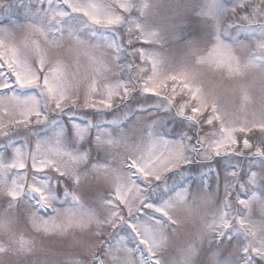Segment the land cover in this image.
Listing matches in <instances>:
<instances>
[{
  "label": "snow or ice",
  "instance_id": "obj_1",
  "mask_svg": "<svg viewBox=\"0 0 264 264\" xmlns=\"http://www.w3.org/2000/svg\"><path fill=\"white\" fill-rule=\"evenodd\" d=\"M208 14L211 41H185L176 67L146 47L180 40L178 26L166 35L153 23L149 0H27L15 19H0V264H195L206 242L233 239L230 203L185 232L202 195L162 187L195 158H264V0H219ZM153 107L183 118L174 131L187 121L194 134L169 137L161 119H144ZM113 109L138 138L89 127V113ZM60 120L68 144L74 129L108 158L70 150ZM237 170L229 176L241 188L256 182V172L241 180ZM65 179L73 187L61 200L55 185ZM93 181L102 187L86 200L81 189ZM48 238L61 249H47ZM232 256L264 264V249L248 244Z\"/></svg>",
  "mask_w": 264,
  "mask_h": 264
},
{
  "label": "rangeland",
  "instance_id": "obj_2",
  "mask_svg": "<svg viewBox=\"0 0 264 264\" xmlns=\"http://www.w3.org/2000/svg\"><path fill=\"white\" fill-rule=\"evenodd\" d=\"M27 0H7V3L0 7V19L11 17L15 19L14 14H19V6L21 3H26ZM153 4L152 21L158 26L165 29V34L171 33L175 27H179L180 40L173 41L167 39L162 47L157 45H147L150 50H156L168 60L170 67L178 66L179 60L184 54V43L190 41L199 46L207 45L213 37V20L209 16V12L213 11L219 0H149ZM149 104L157 103V101H149ZM113 114H105L104 117L96 119L91 113L88 114L89 127H93V121L96 124L111 125L113 128H119V131L127 129L130 139L138 138L136 131L131 127V124L123 126L125 117L120 119L115 118V109L109 110ZM80 121L84 120V114L77 113ZM130 115V113H129ZM145 120L155 123L157 118L163 121L162 129L168 133L171 138L178 139L181 135L187 134L192 136L194 131L190 122H185V126L179 131L176 129V120L183 119L157 113L156 108H151L148 112L142 113ZM61 131L63 133L62 140L73 151H90L93 162H104L108 157L106 153L100 149L93 139L91 145L85 143L88 135L85 134L84 140L75 137V130H72L74 146L68 144V129L64 128V121L60 120ZM48 128H42L41 133L47 132ZM195 131H199L196 129ZM93 137L95 136V128L92 130ZM25 136L23 130L19 131L16 139H21ZM11 143V141H8ZM3 144L0 143V148ZM3 155V153H0ZM238 168L241 180L245 179L248 172H256L258 174L256 182L247 184L245 188L240 187V182L237 178H230L229 173ZM57 195L63 199L64 192L71 190L72 182L65 179L55 185ZM102 186L95 181L88 183L81 189L82 195L86 200H91L100 190ZM172 191L178 189H187L190 197L191 194H200L201 202L199 208L194 213V219L185 226V232L194 231L201 226V217L211 218L210 213L216 207H224L226 204H231L227 209L229 219L234 223V229L229 235L233 239L228 240L227 236L223 239H213L204 244V251L194 257L195 264H206L208 256L212 255V264H233L235 257L232 256L234 249L240 244H248L250 247L264 249V158L259 156L245 157H217L210 160H202L195 158L191 165H186L182 169L177 170L174 176L167 179L162 185ZM256 192V198L251 197V193ZM231 193V196L226 199V195ZM239 198L248 201L247 205H241L237 202ZM242 218L245 221V227H241L237 218ZM235 229H239L237 233ZM47 249L59 251L62 247V242L56 238H48L43 241ZM174 255V252H170ZM186 255H194V253L186 252Z\"/></svg>",
  "mask_w": 264,
  "mask_h": 264
}]
</instances>
